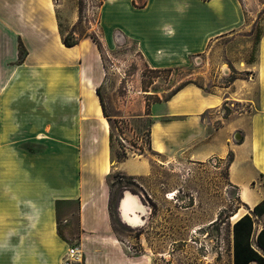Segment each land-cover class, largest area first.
I'll return each instance as SVG.
<instances>
[{
  "label": "crops",
  "instance_id": "obj_1",
  "mask_svg": "<svg viewBox=\"0 0 264 264\" xmlns=\"http://www.w3.org/2000/svg\"><path fill=\"white\" fill-rule=\"evenodd\" d=\"M61 3L0 0V69L8 60H17L19 40L24 41L32 57L39 50L35 48L37 42L50 35L62 38L60 17L64 16V22L67 19ZM102 8L107 30L119 31L125 41L136 45L151 70L183 67L192 58L215 54L224 45L225 64L245 77L215 93L187 85L167 102H152L150 115L146 112L148 99L153 96L150 90L133 93L134 98L143 100L138 116H117L104 98L108 118L97 94L101 88L98 77L88 79L84 100L93 125L99 129L88 137L85 154L78 132L70 142L53 137L55 133L65 137L62 118L51 130L50 123L43 128V134L50 130L47 136H52L57 153L21 152L17 141L0 147L8 156L3 159L0 154V264H65L70 248H77L81 255V261L75 264H156L158 253L148 249L133 252L117 237L112 224L109 178L122 174L145 179L152 173V162L145 154L123 162L112 160L110 123L116 119H149L148 150L170 160L187 157L204 162L224 159L233 152L228 178L239 188L241 201L253 210L264 199V183L259 181L264 179V26L256 61L250 64L246 59L253 50V30L262 23L264 0H107ZM240 40H246L240 48L244 53L233 52V45ZM116 41L112 40L113 45ZM41 51L58 62H91L96 56L94 48L84 43L72 48L61 43L57 52ZM51 66L43 63L48 78ZM92 70L90 66L88 71L94 73ZM231 102L242 109L225 119L220 109ZM3 120L0 118V137L19 131L2 127ZM237 133L242 135L241 141L232 142L231 137ZM40 140L47 138L42 135L37 138ZM245 192L254 194L252 206L244 201ZM67 204L78 207L75 215L63 218L68 229L77 232L74 243L61 239L58 233L60 206ZM121 217L124 220L123 210Z\"/></svg>",
  "mask_w": 264,
  "mask_h": 264
},
{
  "label": "rangeland",
  "instance_id": "obj_2",
  "mask_svg": "<svg viewBox=\"0 0 264 264\" xmlns=\"http://www.w3.org/2000/svg\"><path fill=\"white\" fill-rule=\"evenodd\" d=\"M106 1L54 0L56 5L62 2L67 19L64 22V16L60 17L62 38L50 35L45 41L37 42L35 48L39 50L32 57H29L24 41L19 40L17 60H8L0 69V84L3 83L0 90V118L5 119L2 127L14 131L18 128L19 131L9 136L3 134L0 147L17 141L21 152L57 153L58 147L52 136L48 137L47 134H50L53 123L62 118L60 120L65 124V137L62 139L64 135L56 133L53 137L70 142L78 132L83 139L85 154L88 137L96 135L99 129V126L93 125L94 119L84 100L88 79L98 77L96 80L101 87L103 99L109 101V106L117 116L130 117L142 114L143 100L133 96V93L142 89L152 92L153 96L149 98L151 103L167 99L173 91L188 83L198 85L209 93L219 92L228 86L230 77L239 76L231 65L225 64L227 59L224 45L215 54L194 57L183 67L151 70L136 45L125 41L119 31L107 30L102 8ZM263 26L264 15L262 23L253 30V47L256 32L262 31ZM68 35L70 41L93 47L96 55L94 60L58 62L53 55L42 54V49L57 52ZM113 38L115 41L117 38L121 40L113 45ZM94 40L101 46L100 50ZM245 42L238 41L232 51L242 52L240 48ZM250 57L251 54L246 57L247 61ZM20 58L23 62H20ZM43 63L52 65L50 78L47 77ZM90 66H93L95 71L91 72L94 73L88 71ZM241 77H245V74ZM11 101L15 103L11 104ZM241 109L242 106L231 102L223 105L220 114L227 117ZM29 113L33 115L32 118ZM49 123L50 130L43 134V128ZM79 123L82 125H77ZM150 124L149 119L130 118L116 119L110 123L114 135V162L118 155L123 154L121 147L130 150L125 151L127 158L145 154L152 162V173L148 178L124 180L120 178L122 174H113L108 180L113 198L112 224L117 237L135 253H141L144 249L158 253L160 256L156 264H231L232 215L240 212L243 216L248 213V209L240 205L239 191L229 182V154L224 159L211 158L204 162L187 157L167 159L148 150ZM3 133H7L6 130ZM42 135L47 140L37 141ZM231 139L232 142H240L242 135L237 133ZM2 153V158L6 159L7 153L1 150ZM259 181L264 183L263 178ZM125 193L138 197L144 205L146 218L143 225L133 226L122 219L118 205ZM77 209L75 204L60 206V231L66 240L73 243L77 232L69 230L70 226L63 223V218L72 213L75 215ZM220 215L222 220L218 221Z\"/></svg>",
  "mask_w": 264,
  "mask_h": 264
},
{
  "label": "trees",
  "instance_id": "obj_3",
  "mask_svg": "<svg viewBox=\"0 0 264 264\" xmlns=\"http://www.w3.org/2000/svg\"><path fill=\"white\" fill-rule=\"evenodd\" d=\"M261 36H262V31H257L256 32V42L254 44V47H253V50L251 53V57L248 61V63H250V64H252L256 61V53L258 50V45L261 41ZM94 41L96 42V40H94ZM62 42H63V45L67 48H72V47L79 45L78 41H70L69 35L67 37H65ZM97 45H98V43H97ZM98 48L100 50L101 46L98 45ZM20 62H23V59L20 58ZM236 74H237V72H236ZM239 76L241 77V74H239ZM239 76L230 77V81L228 82V86L230 84H232L236 79L240 78ZM190 84H192V83H188V84H185V85L177 88L164 101L167 102L179 90H181L183 87L190 85ZM198 87H200V86H198ZM200 88H202V87H200ZM97 94L100 98V102L102 105L104 115L106 118H108L109 116H108L107 111H106L105 102L103 99V95L101 93V88L97 89ZM155 102H160V101L158 100ZM151 103L148 99L147 111H146L147 115H150ZM228 117L229 116H227V117L224 116L225 119H228ZM147 143H148V146H150L149 131H148ZM110 146H111V149H113V147H114V135H113V133L110 134ZM121 150H122L123 154L117 156V162H123L124 160L127 159L125 149L123 147H121ZM233 161H234V154H233V152H230L229 156H228V172H229V168H230L231 164L233 163ZM120 178L124 179V180H135L134 177H128L125 175L121 176ZM254 184L255 183H253V185ZM235 188H237V190L239 191L238 187L235 186ZM239 203H240V205L247 207L241 201L240 197H239ZM112 209H113V198H112V194H111L110 213L113 216ZM247 209H248V213L246 215H244L243 217H241V219L233 225V231H232V233H233V243H232L233 262H232V264H253V263L264 264V199L260 203H258L253 208V210H250L248 207H247ZM232 216H234V215H232ZM220 217H221V215L219 216L218 221L222 220ZM58 233H59V237L61 239L66 240V238L64 237V235L62 234L60 229H59Z\"/></svg>",
  "mask_w": 264,
  "mask_h": 264
},
{
  "label": "bare ground",
  "instance_id": "obj_4",
  "mask_svg": "<svg viewBox=\"0 0 264 264\" xmlns=\"http://www.w3.org/2000/svg\"><path fill=\"white\" fill-rule=\"evenodd\" d=\"M172 195L175 196L174 193ZM125 196H126V198H125ZM125 196H124L125 201L123 202V200H122V203H121V208H122V204H123L122 210H123L124 221L130 225H133V226L143 225L145 223V221L142 219V216L145 213V209L142 206L141 202L137 198L131 196L130 193H126ZM243 199H244V201L248 202V204L250 206H252L254 203V201H253L254 200V194L251 192L250 193L245 192ZM240 217H241V215L239 212L237 214H235L232 217L233 224H235L240 219Z\"/></svg>",
  "mask_w": 264,
  "mask_h": 264
},
{
  "label": "built area",
  "instance_id": "obj_5",
  "mask_svg": "<svg viewBox=\"0 0 264 264\" xmlns=\"http://www.w3.org/2000/svg\"><path fill=\"white\" fill-rule=\"evenodd\" d=\"M121 141L125 143V140L120 137ZM81 261V255L77 248H70L67 253V259L65 264H75Z\"/></svg>",
  "mask_w": 264,
  "mask_h": 264
},
{
  "label": "water",
  "instance_id": "obj_6",
  "mask_svg": "<svg viewBox=\"0 0 264 264\" xmlns=\"http://www.w3.org/2000/svg\"><path fill=\"white\" fill-rule=\"evenodd\" d=\"M124 196H125V195L122 196V198H121V200H120V202H119V205H118V208H119V212H120V214H121V203H122V199H123Z\"/></svg>",
  "mask_w": 264,
  "mask_h": 264
}]
</instances>
